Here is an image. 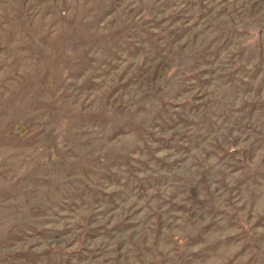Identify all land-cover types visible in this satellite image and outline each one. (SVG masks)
<instances>
[{"label": "rangeland", "instance_id": "1", "mask_svg": "<svg viewBox=\"0 0 264 264\" xmlns=\"http://www.w3.org/2000/svg\"><path fill=\"white\" fill-rule=\"evenodd\" d=\"M0 264H264V0H0Z\"/></svg>", "mask_w": 264, "mask_h": 264}]
</instances>
